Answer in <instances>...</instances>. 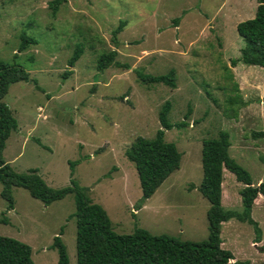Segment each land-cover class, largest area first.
I'll list each match as a JSON object with an SVG mask.
<instances>
[{
    "label": "rangeland",
    "instance_id": "1",
    "mask_svg": "<svg viewBox=\"0 0 264 264\" xmlns=\"http://www.w3.org/2000/svg\"><path fill=\"white\" fill-rule=\"evenodd\" d=\"M52 1L0 0V61L28 74L1 100L16 121L2 160L17 174L34 170L51 189L74 181L105 211L115 234L142 229L205 241L208 203L195 191L201 141L227 132L229 157L253 185L264 179V137L253 136L264 130V69L238 62L243 43L235 31L253 18L257 1L60 0L56 10ZM120 22L115 47L111 33ZM22 37L35 43L21 50ZM77 46L82 52L70 68ZM112 50L118 66L96 71L99 55ZM136 70L151 76L173 70L175 87L142 85ZM164 102L170 104L168 122L184 124L163 135L180 154L179 167L137 209L138 179L124 151L136 137H154ZM241 188L224 171V210H240ZM11 194V211L0 199V236L26 244L33 264H56L50 246L59 235L68 264H75L72 195L44 206L24 189ZM250 216L260 241L254 243L251 226L230 219L220 227L221 248L235 261L264 264V197L253 203Z\"/></svg>",
    "mask_w": 264,
    "mask_h": 264
},
{
    "label": "trees",
    "instance_id": "2",
    "mask_svg": "<svg viewBox=\"0 0 264 264\" xmlns=\"http://www.w3.org/2000/svg\"><path fill=\"white\" fill-rule=\"evenodd\" d=\"M59 1L53 0L48 5L55 6L56 10ZM256 1L253 18L235 26L236 34L243 43L238 62L264 69V0ZM122 26L123 23L120 22L111 33V41L115 47V38ZM21 41L24 43L21 50L35 43L26 37H22ZM81 52L82 49L78 46L74 49L68 60V67H73ZM115 56L114 50L100 54L95 63L96 71L101 72L111 65L118 66L114 62ZM235 63L231 62L232 65ZM134 72L142 85L163 84L171 89L175 87L173 70L158 76L143 74L139 70ZM68 73L65 72L64 75ZM27 81L28 74L22 68L0 61V199L5 202L6 211L13 209L12 188L26 190L31 198L40 201L44 206L71 194L74 202V213L71 217L75 221V264H249L248 261H235L229 251L221 248L220 227L222 223L235 219L252 227L254 243L260 241V229L250 213L254 200L258 196L264 197V179L253 185L247 171L229 157L227 132L220 131L214 139L201 141V179L196 191L208 203L205 212V241H179L167 235L153 236L142 229H134L131 234L118 235L112 231L105 211L91 203L74 181H70L66 187L51 189L34 170L17 174L2 160L4 142L10 132L15 130L16 121L1 100L10 85ZM262 103L264 106V99ZM169 110L170 104L164 102L157 115L160 128L152 139L136 137L124 151V157L133 165L138 179L140 198L137 209L179 167L180 154L172 143L163 140V135L165 130L172 127L180 129L184 124H170L167 120ZM253 136L264 137V130ZM75 165L72 162L70 169ZM223 170L232 174L234 180L242 186L238 191L241 205L239 211H227L221 207ZM2 222L5 220H0ZM50 248L56 252V264H68L65 246L59 235L53 237ZM0 264H33L30 248L19 241L0 236Z\"/></svg>",
    "mask_w": 264,
    "mask_h": 264
},
{
    "label": "crops",
    "instance_id": "3",
    "mask_svg": "<svg viewBox=\"0 0 264 264\" xmlns=\"http://www.w3.org/2000/svg\"><path fill=\"white\" fill-rule=\"evenodd\" d=\"M252 1H254V0H252ZM252 3H253V2H252ZM254 5H255V4H254ZM255 8H256V5L254 6V10H255ZM224 171H225V170H223V174H222V175H224ZM263 176H264V174H263ZM262 178H263V177H260V178L258 179V181H257L256 184H258L260 181H262V180H263ZM124 183H125V182H124ZM256 184H255V185H256ZM195 191H196V190H195ZM258 197H261V196H258ZM258 197H257V198H258ZM257 198H256V199H257ZM256 199L254 200L253 203H255ZM144 202H146V200H145ZM144 206H145V203H143L142 206H141L140 208H143ZM10 211H11V210H10Z\"/></svg>",
    "mask_w": 264,
    "mask_h": 264
},
{
    "label": "water",
    "instance_id": "4",
    "mask_svg": "<svg viewBox=\"0 0 264 264\" xmlns=\"http://www.w3.org/2000/svg\"><path fill=\"white\" fill-rule=\"evenodd\" d=\"M52 106V105H51Z\"/></svg>",
    "mask_w": 264,
    "mask_h": 264
}]
</instances>
